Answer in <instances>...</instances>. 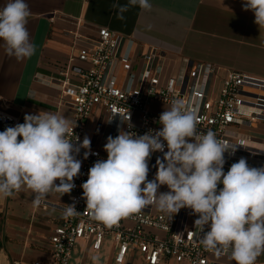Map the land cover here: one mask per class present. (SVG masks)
Masks as SVG:
<instances>
[{
	"label": "clouds",
	"instance_id": "obj_1",
	"mask_svg": "<svg viewBox=\"0 0 264 264\" xmlns=\"http://www.w3.org/2000/svg\"><path fill=\"white\" fill-rule=\"evenodd\" d=\"M135 6L145 11L153 7L150 0L112 5L119 20ZM242 7L253 12L259 28L264 27V0H242ZM30 15L26 0H6L0 6V41L6 54L17 60L36 52L27 28ZM158 122L162 128L143 135L121 129L117 136L107 137V159L97 160L81 185L91 218L112 226L148 206L171 217L188 208L198 215L194 225L206 251L228 255L235 264H256L264 253V166L250 167L241 157L225 172V153L233 155L243 140L230 143L211 130L199 132L196 110L183 99H173ZM74 123L61 113L40 111L0 131V198L27 189L39 205L51 193H71L82 165L77 156L81 149L84 159L91 153L89 137L79 143V137L70 138ZM156 152L163 157H157V171L149 180V160ZM165 185L169 191L160 192ZM62 214L69 218L79 212L72 204ZM90 260L101 264L98 254Z\"/></svg>",
	"mask_w": 264,
	"mask_h": 264
},
{
	"label": "built area",
	"instance_id": "obj_2",
	"mask_svg": "<svg viewBox=\"0 0 264 264\" xmlns=\"http://www.w3.org/2000/svg\"><path fill=\"white\" fill-rule=\"evenodd\" d=\"M73 21L77 28L87 31H68L73 50L59 71L60 96L54 102L57 107L65 104L71 109V120L76 122L71 139L79 137L78 143L82 142L89 117L99 111L106 113L112 137L121 129L136 135L159 130L163 111L152 109L151 103L169 106L179 98L196 110L199 132L211 130L218 139L230 143L243 140V146L237 145L233 155L225 153V172L241 157L250 167L264 166V137L252 130L254 124H264V78L231 69L219 76L218 68L207 62L186 65L177 74L167 75L165 56L157 48L139 54L134 47L122 52V34L79 19ZM127 114L130 120L122 122ZM17 123V116L0 110L1 131ZM90 148L87 159L81 149L80 174L61 206L62 211L66 205L75 204L79 214L63 217L49 237L50 258L34 264H69L78 240H86L99 250L107 238L114 243L116 264H125L136 251L142 254L145 264H159L169 258L185 264H215L209 258L211 252L199 242L202 233L194 225L198 215L191 209L182 208L171 217L148 206L112 226L93 220L82 198L81 185L88 179L90 167L97 160H106L107 153L104 146L91 143ZM158 156L162 158L163 153L152 154L149 168L156 165Z\"/></svg>",
	"mask_w": 264,
	"mask_h": 264
},
{
	"label": "crops",
	"instance_id": "obj_3",
	"mask_svg": "<svg viewBox=\"0 0 264 264\" xmlns=\"http://www.w3.org/2000/svg\"><path fill=\"white\" fill-rule=\"evenodd\" d=\"M5 2L0 0V6ZM26 3L31 11L27 28L36 46L35 54L17 60L6 54L0 41V110L17 116L20 123L24 122L25 114L40 111L61 113L72 119L69 106L57 107L54 102L60 96L59 71L73 50L68 31H87L77 28L74 19L125 36L122 52L134 47L139 54L157 48L165 56L167 75L186 65L207 62L218 68L219 76L231 69L264 78V27L254 23L253 12L243 9L242 0H150L153 5L150 11L130 7L124 20L117 19V10L112 5H124L127 0H26ZM150 107L164 111L167 106L154 102ZM106 118V113L99 111L87 121L85 136L95 146H104L111 135ZM252 130L264 137V124L256 123ZM149 169L151 180L157 169L154 164ZM159 191L169 189L165 185ZM68 195L51 193L39 205H34V194L27 189L0 198V264H34L50 258L49 237L63 220L61 206ZM153 209L158 210L154 206ZM114 253V243L109 238L99 250L81 239L74 246L69 264H92L93 254L101 256V264H116ZM209 258L215 264H235L228 255L217 257L211 252ZM125 264L145 262L136 251ZM159 264L185 263L169 258ZM256 264H264V253L257 257Z\"/></svg>",
	"mask_w": 264,
	"mask_h": 264
},
{
	"label": "rangeland",
	"instance_id": "obj_4",
	"mask_svg": "<svg viewBox=\"0 0 264 264\" xmlns=\"http://www.w3.org/2000/svg\"><path fill=\"white\" fill-rule=\"evenodd\" d=\"M175 74H177V72H175V73H172L171 75H175Z\"/></svg>",
	"mask_w": 264,
	"mask_h": 264
}]
</instances>
